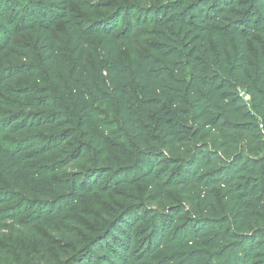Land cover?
Wrapping results in <instances>:
<instances>
[{"label": "trees", "instance_id": "trees-1", "mask_svg": "<svg viewBox=\"0 0 264 264\" xmlns=\"http://www.w3.org/2000/svg\"><path fill=\"white\" fill-rule=\"evenodd\" d=\"M70 1L0 0V232L80 229L98 193L115 205L62 264H264V0L125 4L88 30Z\"/></svg>", "mask_w": 264, "mask_h": 264}, {"label": "rangeland", "instance_id": "rangeland-1", "mask_svg": "<svg viewBox=\"0 0 264 264\" xmlns=\"http://www.w3.org/2000/svg\"><path fill=\"white\" fill-rule=\"evenodd\" d=\"M150 0H83V4H77L74 1L69 2V16L71 20L80 29H89L91 23H98L107 19L114 14L116 7L127 4L132 8H140L151 5ZM136 13V12H134ZM124 24V18L119 19V25L115 31H120ZM56 28H63V20L55 22ZM148 29V27H144ZM96 40L94 34H90L86 39ZM13 39L20 41H29L30 34H17ZM149 37L143 40H135V49L138 52L145 50ZM118 54L120 59H128L130 54L127 46L120 43L118 46ZM119 152L113 151L111 156L116 157ZM94 202L80 201L79 208L88 212L84 215L77 208H71V214L81 224L82 228L75 227L73 222H55V231L44 228L41 224H34L32 231H26L18 226H8L5 224V230L0 232V263L17 264L32 262V252L38 254V262L40 264H49V260L45 257L41 243L45 244L46 251L52 259V264H62L76 249L78 242L87 237V233L93 230L101 214H106L112 205H115L116 199L111 195H102L94 193ZM65 231L67 232L65 234ZM76 238V240H74Z\"/></svg>", "mask_w": 264, "mask_h": 264}, {"label": "built area", "instance_id": "built-area-1", "mask_svg": "<svg viewBox=\"0 0 264 264\" xmlns=\"http://www.w3.org/2000/svg\"><path fill=\"white\" fill-rule=\"evenodd\" d=\"M245 99H246V100H249V97L246 95V96H245Z\"/></svg>", "mask_w": 264, "mask_h": 264}]
</instances>
